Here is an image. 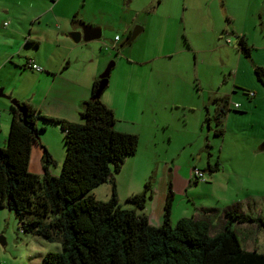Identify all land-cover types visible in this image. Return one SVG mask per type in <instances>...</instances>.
Returning a JSON list of instances; mask_svg holds the SVG:
<instances>
[{
  "label": "rangeland",
  "instance_id": "rangeland-1",
  "mask_svg": "<svg viewBox=\"0 0 264 264\" xmlns=\"http://www.w3.org/2000/svg\"><path fill=\"white\" fill-rule=\"evenodd\" d=\"M152 1L80 0L84 16L94 19L96 15L105 28L99 40L77 44L72 41V48H60L57 43L43 41L42 50L37 54L41 63L70 64L63 75L58 74L60 78L50 97L46 98L44 93L51 84L49 81L35 82L34 76L21 73L20 67L29 57L24 52L13 54L12 62L0 70V83L6 85L4 88L0 84V88L6 95L12 94L19 100L12 92L16 90V95L19 92L25 101L38 103L39 108L42 105L43 114L56 116L70 109L65 99L74 89L71 82L88 70L96 71L90 81L92 97L95 79L115 62L101 100L103 98V102L114 110L117 130L139 136L138 149L126 158L122 170L117 173L112 167L121 207L142 213L128 197L146 192V208L153 210L165 190L164 179L171 175L172 190L176 193L172 200L173 226L182 218L198 215L203 208H214L223 213L235 202H239L236 205L247 214L258 217L263 213L264 216V212L254 211L253 204L249 210V203L243 201L247 196L244 182L228 180L234 169L244 171L248 166L236 158L247 159L245 163H250L248 158L255 153V142L252 141L262 132L251 125L253 116L244 113L247 112L246 105L255 96L264 95V84L258 81L254 70L255 65L264 67L258 64V61L264 63V47H261L264 39L256 35L259 33L251 24L257 22L260 25L259 18H253L252 13L258 10L255 5L262 0ZM262 14L264 16V9ZM5 21L10 19H3L1 24ZM247 26L249 35L258 40V46H255L250 42L252 38H248L253 47L251 59L238 50V38L232 33V28L245 29ZM137 27L145 30L127 44L129 33ZM180 28L182 31L177 37ZM116 36L121 40L115 43ZM190 44L192 50L188 51L186 47ZM236 79L235 98L230 99L231 102L226 98L214 100L212 89L231 91L229 86ZM251 92L255 96H251ZM236 103L241 104V108L228 106ZM11 105L10 99L0 96V111L10 119L4 129L0 128V147L6 146L9 135ZM223 108L226 109L224 115L221 114ZM231 109L237 112L232 114L234 124H228L226 119ZM38 121L40 143L35 142L33 148L38 147L40 152L34 154L33 160L31 153L30 166L32 171L38 167L40 176L44 175L43 156L47 148L55 160L49 166L50 173L60 176L66 157L64 131L58 123ZM81 121L79 118L77 122ZM226 126L231 133L234 128L238 137L241 136L238 140L241 143L234 150L229 143L233 134L222 131ZM218 163L219 167H216ZM194 170L202 171L203 176L193 178ZM255 188L263 190L264 185L258 184ZM112 189L113 183L108 181L90 193L107 201ZM152 191L157 192L155 203L150 201ZM163 201L161 206H165ZM261 201L264 203V199ZM221 225L219 220L212 231H218ZM234 228L245 249L254 250L252 247H255L264 253L263 227L256 222H247L236 223ZM0 236L6 240V244L0 243V264H41L47 252L63 251L61 241H48L22 231L15 213L6 207L0 208Z\"/></svg>",
  "mask_w": 264,
  "mask_h": 264
},
{
  "label": "trees",
  "instance_id": "trees-1",
  "mask_svg": "<svg viewBox=\"0 0 264 264\" xmlns=\"http://www.w3.org/2000/svg\"><path fill=\"white\" fill-rule=\"evenodd\" d=\"M237 38L238 49L251 59L252 45L244 36ZM254 70L264 84V67L255 65ZM99 84L100 77L80 112L81 122L43 114L28 101H19L24 113L11 105L9 135L6 146L0 147V208L13 211L25 233L61 241L63 251L47 252L41 264H264V253L245 249L234 228L247 222L264 228V218L237 205L223 213L203 208L199 216L182 218L173 226L169 183L161 225H152L144 211L146 192L128 197L142 213L121 207L112 167L117 173L122 170L126 158L136 153L139 136L115 128V112L101 100L107 87L95 95ZM39 119L58 123L64 131L66 157L60 176L50 173L55 160L47 148L44 175L30 170L33 145L40 143ZM108 181L113 183L109 200L90 193ZM219 220L222 227L213 232Z\"/></svg>",
  "mask_w": 264,
  "mask_h": 264
},
{
  "label": "crops",
  "instance_id": "crops-1",
  "mask_svg": "<svg viewBox=\"0 0 264 264\" xmlns=\"http://www.w3.org/2000/svg\"><path fill=\"white\" fill-rule=\"evenodd\" d=\"M152 2H154V0ZM82 7L83 6L81 5L80 0L77 1L76 0H0V60H1L0 70L4 69L12 62L11 59L13 54L21 55L22 54L21 52H24V54H29L28 55L29 57H27V59L33 58L35 62L38 63L43 68L42 71H36L31 69L27 65V63L23 64V66L20 67V71L24 75L29 74L34 76L35 82L37 81L44 82L46 80L49 81L51 84L49 88L44 92L46 98H49L50 93L54 89L53 88L54 84L57 83V80L60 78L58 74H60V76L63 75L65 68H69L70 64L61 63L60 65H58L52 61L41 63L38 60L37 54L42 50L43 41L46 40L49 42V44L57 43L60 48H72L71 43L73 42L70 39V33L75 30H81V24H82L80 23L81 21H85L87 22V24H90L93 27L101 28L103 34V28H105V26H103V22L101 23L100 21H98V17L96 15H94V19H88L81 12ZM255 7L258 10L257 11L253 10L252 17L259 18L260 25H258L257 22H254L255 24L254 23L251 24H253L252 25L254 28L253 30H255L256 33H259L256 35H260L261 39L262 38L264 39V31H263L264 16L262 14V11L264 9V0H262L260 4H256ZM101 13L103 14V11H101ZM185 15L186 13L184 9L183 17H185ZM74 18H76V21L73 20ZM233 18H235V16H232V19ZM3 19H7V20L10 19V21L8 22L5 21L3 24H1ZM248 26L245 29H238L236 27L232 28V33L236 37L244 36L247 39V41L248 38H252L250 39V42L255 46H258V40L256 39V36L252 37L249 35ZM139 30L140 32H143L145 29L139 28ZM181 31H182L181 28L177 31V37H180ZM129 34L131 35V33ZM43 36L46 37V39H43ZM119 40H121V37ZM261 47H264V40ZM186 49L188 51L192 50V44H190L189 47H186ZM238 57L240 60L242 57L241 54H239ZM258 64L264 66V63L260 61H258ZM239 69H240V62H238V70ZM92 74H97V73L96 71L95 73H93L92 70H88L87 72H84V75L82 77L77 78L76 81L74 82H71V84L74 86V89L70 90L72 94L69 92L68 98L65 99L70 109L66 111L63 110L64 113L57 114L56 115L57 117L65 118L67 120L75 121V122L79 121L80 112L83 110L84 103L91 99L90 81L92 80V76H93ZM236 82L237 79L234 81L233 84L229 86L230 87L229 90L231 91L226 90V93L221 92V90L219 89H217L216 91L212 89L213 92L211 93L214 94V100H218L219 98L220 99L226 98V100L230 101L231 99L232 101V98H235V90L238 84ZM0 84H2L4 88H6L5 87L6 85L4 83H0ZM76 87H78V90H76ZM12 92L15 96H17V98H19V101L27 102L25 101V97H21V95H19L20 94L19 92L18 95H16L17 94L16 90H12ZM31 104L40 110L42 109V105L39 108L38 103H31ZM237 104L238 103L234 105L229 104V106L232 108L234 107V109L241 108V104L240 105L238 104L239 106L236 107ZM245 109L247 110V112L244 111V113H249L251 116H253V118H251V125L254 128L259 127L262 132L257 133L252 141L255 142V147H254L255 153L253 154L252 158H248L250 163H245L247 159H244L242 161V159L240 160V158H236V160H239L241 161V163L243 162L248 166L245 167L244 171H236L234 169L233 173H229L228 180L229 181L231 180L234 183L236 181L244 182L243 185H245L244 187L247 196L243 198V201L249 203L248 205L249 210H251L250 207L253 204L255 207L254 211L260 214V212H264L263 211L264 203L261 201L262 199H264V189L263 190L257 189L255 187H257L258 184L264 185V143L261 144V142L264 141V95L263 97H260L259 94L257 95V97L255 96L252 102L249 103V105H246ZM235 113L237 112L235 111L233 112L231 109L229 114L228 113L226 114V119L228 124H230V122H233L234 124L235 121L234 119H232V117H234L233 115ZM8 121L10 122V119H8V117H6L4 114L1 113L0 128L4 129V127L8 124ZM222 131L224 133L228 132L230 134H233V139L231 140L229 139L230 141L229 143L232 150L236 149L238 145L241 143L238 141L239 137L241 136L238 137L236 129L233 128V133H231L230 128L226 126L225 129H222ZM246 138H249L247 134H246ZM38 152H40L38 147L32 148V160L34 154L38 155ZM242 154L243 153H241V155ZM218 167H219V163H218ZM30 170L32 171L31 166H30ZM32 172L39 174L40 170L38 169V167H35V169ZM164 180L166 182L165 190L161 189L163 190V192L161 198L158 200L159 203H157L156 205L153 204L154 205L153 210L150 207L145 208L144 210L149 217L150 223L155 226H159L163 223L165 206L162 205L163 206L162 209L161 201L164 200L163 202L165 204V200L167 198L166 188H168V181L174 183L173 177L171 175L168 178L166 176ZM246 183L249 184L248 187L246 186ZM156 194L157 192L152 191V196L150 198L151 203H155ZM175 194L176 193H174V195ZM164 195H166V197H164ZM240 199L241 196L240 194H238V201H240ZM236 204H239V202H235L233 205ZM196 216H199V213ZM259 216L264 217L263 213ZM216 224L217 222H215L214 225ZM252 248L256 249L255 247Z\"/></svg>",
  "mask_w": 264,
  "mask_h": 264
},
{
  "label": "water",
  "instance_id": "water-1",
  "mask_svg": "<svg viewBox=\"0 0 264 264\" xmlns=\"http://www.w3.org/2000/svg\"><path fill=\"white\" fill-rule=\"evenodd\" d=\"M139 32H140L139 28H135V30L131 33V35L127 39V44H130L139 35ZM101 37H102L101 28L93 27L92 25L87 24V23L81 24V30H75V31H72L70 33V39L75 44H77L81 41L90 42V41H94V40H99ZM114 65H115V62H111L107 66L105 71L100 75V84H99V88L95 94L96 96H99L102 93V91H104V89L108 86L110 73H111ZM0 96H4V97L9 98L11 100V104L13 106L17 107L20 110V112H22V113L25 112L24 105H22L18 99L13 98L11 96V94L6 95L2 88H0ZM0 243L6 244L5 238L2 236H0Z\"/></svg>",
  "mask_w": 264,
  "mask_h": 264
},
{
  "label": "built area",
  "instance_id": "built-area-1",
  "mask_svg": "<svg viewBox=\"0 0 264 264\" xmlns=\"http://www.w3.org/2000/svg\"><path fill=\"white\" fill-rule=\"evenodd\" d=\"M119 39H120V37H119V36H116V38H115V43H116V41H118ZM27 65H28L31 69L36 70V71H42V69H43L40 65H38V64L35 62V60H34L33 58H29V59H28ZM250 95L253 96L254 93L251 92ZM238 106H239V105L237 104L236 107H238ZM0 115H1V111H0ZM192 176H193V178L195 177V178L199 179V178H201V177L203 176V172L200 171V170H194Z\"/></svg>",
  "mask_w": 264,
  "mask_h": 264
}]
</instances>
